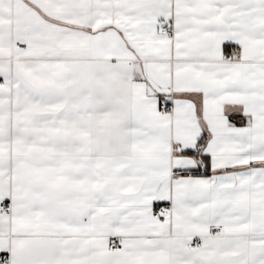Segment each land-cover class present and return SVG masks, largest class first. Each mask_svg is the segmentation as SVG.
Masks as SVG:
<instances>
[{
    "label": "snow or ice",
    "instance_id": "6c2138e0",
    "mask_svg": "<svg viewBox=\"0 0 264 264\" xmlns=\"http://www.w3.org/2000/svg\"><path fill=\"white\" fill-rule=\"evenodd\" d=\"M0 264H264V0H0Z\"/></svg>",
    "mask_w": 264,
    "mask_h": 264
}]
</instances>
